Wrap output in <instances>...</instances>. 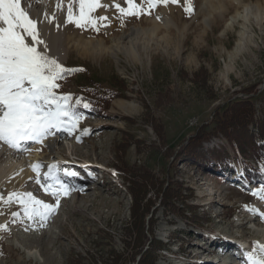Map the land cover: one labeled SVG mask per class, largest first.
<instances>
[{"label": "rangeland", "instance_id": "374dc122", "mask_svg": "<svg viewBox=\"0 0 264 264\" xmlns=\"http://www.w3.org/2000/svg\"><path fill=\"white\" fill-rule=\"evenodd\" d=\"M192 2L195 11L191 16L184 11V0H180L179 4L157 7L151 15L124 18L123 25L115 10L109 16L110 26L99 32L68 25L61 44L65 52L62 64L83 70L60 81L58 91L78 96L79 83L87 76L103 89L110 88L112 78H116L124 91L120 99L110 103L103 117L82 109L86 118L71 137L58 133L43 145H29L26 153L35 151L39 155L41 173L47 171L48 164L58 163L79 173L74 183L82 188L61 198L56 214L45 227L25 219L21 205L8 201L10 193L31 192L37 199L55 203L35 183L33 171L23 185H0V225L6 226L0 230V264H99L101 254L111 249L122 252L121 228L129 220L131 199L112 170L117 161L126 166L145 165L160 178L166 167L173 166L174 180L193 192L190 203L198 207L197 227L160 207L153 211L154 237L169 245L158 253L157 264H246V253L253 251V242L264 244V222L245 210V206H255L264 211V202L251 194L264 184L247 183L228 169L198 173L180 160H168L152 150L151 144L157 140L143 123L149 111L164 125L168 146L177 150L209 121L217 106L242 96L240 90L254 86L253 94L243 98L251 97L258 109L264 103V20L257 25L252 16L247 21L236 17L244 7L263 6L264 0H227L223 8L214 1V9L207 11L201 7L205 0ZM95 15L100 16L98 11ZM157 15L165 20L164 25L155 18ZM132 27L148 34L139 43L141 59L124 55V50L116 59L110 52L112 46ZM153 29L155 33H151ZM242 30L245 37L239 46ZM97 43L104 44L101 51L95 50ZM198 82H203L204 91ZM168 90L174 103L154 109L157 95ZM129 120H135L134 125L128 124ZM84 129L88 134L77 143L75 137ZM129 134L142 143L139 148L131 144L120 158L116 147L122 140L130 141ZM220 140L211 138L202 147H228L225 140ZM14 212L19 215L13 217Z\"/></svg>", "mask_w": 264, "mask_h": 264}, {"label": "snow or ice", "instance_id": "6c2138e0", "mask_svg": "<svg viewBox=\"0 0 264 264\" xmlns=\"http://www.w3.org/2000/svg\"><path fill=\"white\" fill-rule=\"evenodd\" d=\"M41 2L35 0V3ZM179 3L180 0H112L109 5L103 0H58L56 9L63 13L61 22L55 13L46 11L42 17L39 14L34 17L32 0H0V147L20 153L29 151L30 144L43 145L46 139L58 133L71 137L86 118L82 109L91 110V101L58 91L60 81L83 69H70L60 62L53 54L54 42L44 39L43 25L52 26L57 32L68 25L99 32L100 28L109 27L111 21L105 15L96 16L98 9H116V18L123 25L124 18L151 15L159 6ZM183 7L189 16L195 11L192 0H184ZM201 7L213 10L214 0H205ZM156 19L162 17L157 15ZM88 131L84 129L76 135L77 143ZM41 167L40 163L31 165L35 183L53 197L55 203L37 199L31 192L10 193L8 201L18 202L24 218L43 228L56 214L61 198L73 191H82V188L74 183L79 177L77 171L50 163L47 171L41 173ZM251 194L264 202V186ZM245 210L264 222V211L255 206H245ZM5 227L0 225V230ZM246 264H264V244L253 242V251L246 253Z\"/></svg>", "mask_w": 264, "mask_h": 264}, {"label": "trees", "instance_id": "16d2710c", "mask_svg": "<svg viewBox=\"0 0 264 264\" xmlns=\"http://www.w3.org/2000/svg\"><path fill=\"white\" fill-rule=\"evenodd\" d=\"M111 81L110 88L107 89L101 88L98 81L89 76L82 78L79 83L78 96L91 101L90 112L95 117H103L110 103L122 97L124 86L120 80L112 78ZM202 84L203 82L197 84L201 90L204 89ZM253 90L254 86L240 90L242 96L233 97L217 106L209 121L201 124L177 150L168 146L164 125L147 111L143 116V123L152 129L157 140V144L155 142L151 144L152 150L168 160L172 159L174 163L180 160L186 167H195L198 173L204 171L216 173L221 168L232 172L237 168L238 175L245 182L264 184V103L258 109L251 97L243 98L244 95L253 94ZM210 99L214 97L210 95ZM173 103L172 93L168 90L164 94L159 93L152 106L156 110H161ZM134 123L135 120L128 122L130 125ZM127 136L130 141L122 140L116 147L120 158L131 144L139 148L142 143V140H133L132 134ZM211 138L225 140L228 147L217 144L214 146L216 149L211 150L208 147L203 149L202 143L210 141ZM111 167L130 196V217L121 228L124 250L118 252L111 249L101 254V262L98 263L157 264L158 253L169 245L154 237L153 211L156 207H160L165 213L174 215L189 226L197 227L200 225L198 207L190 203L193 192L183 183L174 180L171 175L173 166H170V169L166 167L162 171L163 178L145 165L126 166L117 161ZM80 261L79 259L78 263Z\"/></svg>", "mask_w": 264, "mask_h": 264}, {"label": "bare ground", "instance_id": "6f19581e", "mask_svg": "<svg viewBox=\"0 0 264 264\" xmlns=\"http://www.w3.org/2000/svg\"><path fill=\"white\" fill-rule=\"evenodd\" d=\"M214 1L219 2L220 4L219 8H223L222 4L227 0H214ZM57 2L58 0H42L41 3H35V0H32L33 7L31 9V13L34 17H36L38 14L42 17L43 12L45 11L48 12L49 14L55 13L56 17L60 19L62 22L63 13L56 9ZM103 2L111 5L112 0H103ZM24 6L27 7V2L24 3ZM115 10L116 9L114 8H109V10L106 11L105 9L101 8L98 9L97 11L100 16L105 15L109 17L111 14L115 13ZM250 16L253 17L257 25H260L264 20V4L263 6L255 5L253 8L244 7V10L241 13H236L237 19L239 18L242 19L243 21L249 20ZM158 21L162 25H164L165 23L164 19H160ZM67 27H63L59 32H57L54 27L49 26L47 24L42 26L44 39L54 42L53 54L59 57L61 63L63 58H65V52L62 51L63 46H61V44H63L62 43L64 41L63 38L66 37V36L64 37L65 35L64 33L65 30H67L66 29ZM151 33H155V29H153ZM144 34L147 33L143 32L140 28L132 27L130 31L125 34L123 38L118 39L113 44L112 46L113 50L110 51L111 55H113L116 59H118V53H121L122 50H124V55L131 56L134 59H141L139 53V48H140L139 43L145 41L146 35L142 37ZM239 37L240 40L238 45L240 46L242 44V40L245 37L244 30H242V32L239 34ZM124 39H126L127 41L125 40L126 41L125 42ZM144 45H145L144 47L146 48V43H144ZM103 46L104 44L97 43L95 45V50L101 51ZM141 48L145 50L143 47ZM31 154L33 156H30ZM31 154L29 155L26 152L14 153L11 150H9L6 146L0 147V185L4 184L8 188L14 186L16 183L23 185L25 180L28 178V176L31 175V174L29 175L30 170L32 171L31 165L34 163H38L40 159L39 155L35 151H32ZM29 158L32 160H30Z\"/></svg>", "mask_w": 264, "mask_h": 264}, {"label": "built area", "instance_id": "2783aa9c", "mask_svg": "<svg viewBox=\"0 0 264 264\" xmlns=\"http://www.w3.org/2000/svg\"><path fill=\"white\" fill-rule=\"evenodd\" d=\"M195 124V121L193 122V125Z\"/></svg>", "mask_w": 264, "mask_h": 264}]
</instances>
